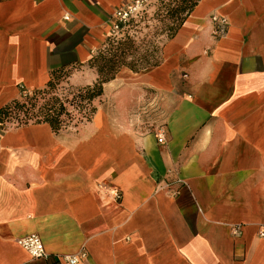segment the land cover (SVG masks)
Returning <instances> with one entry per match:
<instances>
[{"label": "crops", "instance_id": "obj_1", "mask_svg": "<svg viewBox=\"0 0 264 264\" xmlns=\"http://www.w3.org/2000/svg\"><path fill=\"white\" fill-rule=\"evenodd\" d=\"M131 1L0 0V109L53 71L92 85ZM160 56L105 84L90 122L0 124V264H264V0H199ZM30 235L46 259L17 245Z\"/></svg>", "mask_w": 264, "mask_h": 264}, {"label": "trees", "instance_id": "obj_2", "mask_svg": "<svg viewBox=\"0 0 264 264\" xmlns=\"http://www.w3.org/2000/svg\"><path fill=\"white\" fill-rule=\"evenodd\" d=\"M198 1L182 0L179 7L174 11H169L170 16L178 21L169 38L174 35ZM178 15L182 17L178 18ZM115 40H117L116 37L108 36L102 48L90 60V67L97 74V79L92 85L80 88L65 85L70 70L53 71L50 81L43 89L32 90L29 96L25 98L21 96L2 107L0 109V124L14 121L18 126L29 123H45L50 126L54 133H58L74 121V113L79 115L80 121L90 122L96 111L95 103L99 102L103 96L105 84L113 81L121 69L127 68L133 73H139L160 64V62L148 63L143 61L141 64L125 62L123 50H119V53L116 50L113 51L112 46L116 42ZM58 89L67 91L69 95L57 96Z\"/></svg>", "mask_w": 264, "mask_h": 264}, {"label": "rangeland", "instance_id": "obj_3", "mask_svg": "<svg viewBox=\"0 0 264 264\" xmlns=\"http://www.w3.org/2000/svg\"><path fill=\"white\" fill-rule=\"evenodd\" d=\"M182 0H158L149 5L144 12L141 13V17L137 21L133 22L122 34H119L113 43V51H124V60L127 63L141 64V61L154 63L160 62L161 46L173 33L172 29L177 26L178 21L176 18L170 16L169 11H174L181 5ZM182 16L178 15V18ZM138 66V65H136ZM65 86V85H64ZM57 96H68L67 91L58 89ZM70 97V96H69ZM141 116L147 118L148 121H155V108L145 107L139 110ZM139 114V115H140ZM150 114L153 117H150ZM74 121L66 126L67 128L77 127L78 125L85 123L86 121H80L79 115L74 113ZM150 119V120H149ZM152 119V120H151ZM15 124L16 122H11ZM155 124V123H153ZM155 127V125H154ZM156 130L164 128L162 125L156 127Z\"/></svg>", "mask_w": 264, "mask_h": 264}, {"label": "built area", "instance_id": "obj_4", "mask_svg": "<svg viewBox=\"0 0 264 264\" xmlns=\"http://www.w3.org/2000/svg\"><path fill=\"white\" fill-rule=\"evenodd\" d=\"M156 1L158 0H133L125 7L115 12L109 36L117 37L119 34H122L130 26V23L137 21V19L141 17V13L144 12L149 5L153 4ZM211 22L214 25L213 35L217 37L224 36L228 26L227 20L222 17L220 18L217 16H212ZM29 95L30 92L21 91V96L23 98ZM155 138L157 140V143L164 144V130H158ZM115 198H119L118 194L115 195ZM232 235L239 236L240 230H238L237 228L233 229ZM256 236L257 238L264 240V225L259 226ZM17 245L24 251H26L33 259L47 258V253L44 249L43 243L41 239L36 235H30L17 241ZM86 257V252L82 251L76 255L62 256V258H58V261H61L62 264H78L80 260L86 259Z\"/></svg>", "mask_w": 264, "mask_h": 264}]
</instances>
